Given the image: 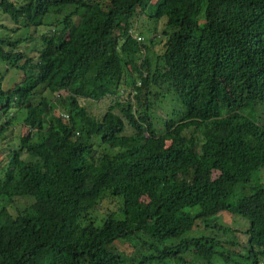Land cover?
Wrapping results in <instances>:
<instances>
[{"label":"trees","instance_id":"obj_1","mask_svg":"<svg viewBox=\"0 0 264 264\" xmlns=\"http://www.w3.org/2000/svg\"><path fill=\"white\" fill-rule=\"evenodd\" d=\"M262 112L264 0H0V264H264Z\"/></svg>","mask_w":264,"mask_h":264},{"label":"rangeland","instance_id":"obj_2","mask_svg":"<svg viewBox=\"0 0 264 264\" xmlns=\"http://www.w3.org/2000/svg\"><path fill=\"white\" fill-rule=\"evenodd\" d=\"M163 23H164V20H159L155 24L153 22H151V27L156 25V27L159 31L158 35L160 34L161 27H162ZM155 49L156 50L159 49V44H157V43L155 44ZM174 104H175V102L173 101V99L168 101L166 98H162L161 102H154L153 111L155 112L157 125H160L158 119L162 116H165L166 112L170 111ZM175 107L180 108L178 103L175 105ZM262 113H264V112H262ZM1 143H3V141ZM212 220L217 222V223H223V224L235 225V226H237L239 224H243V223H244V225L248 224V220L246 218L241 217L238 214H231L230 212H228L226 210L220 211L218 214L213 216ZM151 264H157V263H151Z\"/></svg>","mask_w":264,"mask_h":264},{"label":"clouds","instance_id":"obj_3","mask_svg":"<svg viewBox=\"0 0 264 264\" xmlns=\"http://www.w3.org/2000/svg\"><path fill=\"white\" fill-rule=\"evenodd\" d=\"M135 36L140 40L142 37H141V35H139V34H137V33H135Z\"/></svg>","mask_w":264,"mask_h":264}]
</instances>
